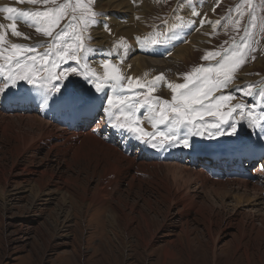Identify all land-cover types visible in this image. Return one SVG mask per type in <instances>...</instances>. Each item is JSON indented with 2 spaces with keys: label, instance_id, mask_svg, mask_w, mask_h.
I'll use <instances>...</instances> for the list:
<instances>
[{
  "label": "rangeland",
  "instance_id": "374dc122",
  "mask_svg": "<svg viewBox=\"0 0 264 264\" xmlns=\"http://www.w3.org/2000/svg\"><path fill=\"white\" fill-rule=\"evenodd\" d=\"M3 1L9 2L7 6L28 12L29 18L34 14V11L36 13L47 11L49 16H56L62 11L63 14L59 16L56 23L67 22L58 31L63 30L67 35H63L61 32L63 43H54V37L58 32L50 28L52 35H46L44 30L49 27L48 23L39 26L31 18L5 19L7 13L2 10L3 6H0V24L3 25V28H0L2 64L6 62L5 52H8L6 55L9 56L15 54L18 56L17 60L21 61L23 56L28 58L31 55H35L39 59L40 54L44 52H48V56L51 53L67 56L73 49L79 47L77 59H79V68L84 75L90 78L95 77L96 82H102L106 72L115 71L121 75L122 79H125L120 81L123 86L127 82H131L133 88L141 89V91L145 88L153 101L159 99L171 104L173 95L178 96L181 90L173 93L170 85L186 83V76L193 73L194 69L212 68L213 71L209 73V79L215 80V69L219 67L217 62L221 60L225 50L231 49L227 53L225 67H230L233 62L237 63V67L233 71V79L226 88L220 86L214 89L207 102L215 103L214 97L231 95L230 100L223 102L221 111L234 108L237 103L244 105L243 115L240 114V110H234L233 114L238 126L231 138L237 137L239 143L245 137L251 143L264 139V133L260 130L257 133L259 128L264 130V112L261 111L260 114V111L255 107L252 99L254 94L252 96L245 94V89L250 86L258 97L257 99H263L261 92L264 91V0H218V2L217 0H201V2L200 0H131L134 3V5L130 3L132 7L127 6L129 0H121L123 9L120 11L114 10L115 8L109 9L107 13L113 17L115 24L126 26L137 11L145 8L142 17L145 20L146 30L143 29V32L147 34L151 43L155 42L154 46L163 44L164 40V43L171 45L175 38L180 37H182L180 42L189 46L185 31L188 32L192 29L184 30L183 26H186L189 21H196L195 29L197 31L194 40L198 44L190 43L193 47L190 46L186 51V58L176 56L178 73L168 79V88L161 84L162 80L157 79L160 76L163 77L164 73L168 75V70L163 72L148 67V70L143 71L142 78L138 76L135 79L129 72V69H133L134 65L128 64L126 68L122 69L125 63L120 64L118 59L116 60L119 62H115L109 58H102L101 66L100 63H94L92 59L84 58V54L89 55L90 51L85 45H82L81 40L85 41V39L83 38L84 33L82 32V34L81 31L85 33L90 31L92 38L103 39L101 35L91 29L95 23H102L100 17L103 15L96 16L95 23H85L88 20L89 12L102 13L97 4L100 0H35L34 3L31 0H0V2ZM27 3H32L33 6ZM61 5H67V7L61 9ZM143 5L145 6L143 7ZM53 9L57 11H52ZM194 12H199L200 15L194 16ZM74 17L75 20H73ZM201 18L211 22V25L204 28L200 25ZM22 21L33 25L34 28L39 27L36 29L27 28L25 25H21ZM70 21L72 23H69ZM5 22L15 23L21 35H13L12 30L8 27L10 24L7 25ZM166 23L171 27H173L172 24L179 26L180 29L176 34L168 36V38L171 37L169 42L165 37H162ZM116 36L119 38L116 41L120 43L124 41L134 49L131 60L135 54L149 59L156 58V53L137 43L136 35L128 38L125 34L116 32ZM6 39L16 45H35V47L31 49L12 47L10 49L11 43H7ZM104 43L102 42V44ZM96 44L102 45L98 41ZM234 44L235 48H233ZM248 46L251 47V51L242 60H238L241 51ZM95 47L96 45H93L91 49ZM140 47L144 49H140ZM50 48L51 51H48ZM213 53H217V55H212ZM48 56L46 57L47 61ZM27 61L26 58H23V64L26 65L25 71L33 67L27 66ZM39 61V63H43L42 60L39 59ZM97 71L99 74H96ZM75 79V74L68 75L66 86L73 84ZM153 81H156L155 85H153ZM150 88L151 92H149ZM151 105L156 104L151 102ZM160 107H163V103ZM168 115L170 118L173 115L170 109ZM250 118L251 120H249ZM215 121L216 117L207 115L203 117V122L209 126ZM197 122H199V118ZM231 122L230 120L223 126L226 134L211 139L205 138V136L201 143L213 140L225 143L231 136L227 134L226 129L228 125L231 126ZM168 123L160 126L158 124L156 129H153L152 124L146 127H151V132L158 130L167 134ZM4 128L7 131H12L9 126ZM184 131L186 132L187 129ZM12 141L0 130V176L6 178L5 182L0 184V190H4L6 194L2 196L3 194L0 193V264H264V237L262 238L256 232V226H261L260 219L264 217L249 218L247 214L240 213L243 211L241 209H239L238 215L235 214L231 205L232 197L224 198L226 211L230 216H239L238 220L243 218V223L230 225L227 223L228 217H224L223 212L218 216L214 213L212 235L216 236L220 232L219 239L214 244L206 233L207 211H203V214L199 213V215L194 209L189 210L183 207L181 202L170 203L164 199V196H158L157 191L152 189L153 186L145 185L147 178H142L141 188L137 184L132 187L129 182L137 183V181L132 180L128 174L122 173L123 180L112 184L108 189L109 197L104 202H98L93 199L92 195L96 194L98 187L101 186V177L104 179L103 188L107 182V177H103L101 171L103 166L101 162L95 161L94 164L92 161L93 164H89L88 168L79 167L81 170L77 171L72 168V165L69 166L70 168L64 166L55 152L56 149H49L51 143L48 141V143L45 142L39 146L35 143L19 155L9 152L8 146L13 144ZM101 141L104 140L101 139ZM200 149L204 150L199 155L201 161L207 153L216 150L209 144L203 145ZM249 151L258 155V158L247 159L243 163L257 160L256 166L259 163L257 167L262 174L258 173V170H252L249 172L252 180L248 181H253L250 182L252 185L257 184L258 190L264 191V156L260 160V149L251 146V144ZM128 157L133 161L132 163L126 162L125 169L134 163V157ZM145 161H151V158H146ZM167 162L177 163L169 161L163 163ZM139 168L148 173L153 171L143 167ZM233 172L236 176L231 179L242 180L241 176L246 173V170L240 171L238 167H235ZM191 174L189 178L195 179V174ZM35 179L40 181L42 179L37 194L33 192ZM201 187H196L191 183L189 195L196 199L197 203L199 202V206L205 203L209 207L213 206L214 210L219 212L220 210L213 201L216 196ZM237 225L244 228L245 235L241 241L238 237ZM166 250L174 254V257L165 259Z\"/></svg>",
  "mask_w": 264,
  "mask_h": 264
},
{
  "label": "bare ground",
  "instance_id": "6f19581e",
  "mask_svg": "<svg viewBox=\"0 0 264 264\" xmlns=\"http://www.w3.org/2000/svg\"><path fill=\"white\" fill-rule=\"evenodd\" d=\"M130 1L131 0H129L127 2V6L132 7L130 5V3L132 5H134V3L132 1L131 2ZM200 2H201V0H200ZM0 4L3 6L2 7V9H3L4 6L9 5V2L3 1V2H0ZM97 4L101 8V12L103 14H106V15H103V17H100V21H102V23H100V24L95 23L93 25V27L91 28L93 31H95L98 35H101L103 38V39H101V41H98V43L102 44V42L104 43V41L113 40L116 37V32L121 33V34H125L128 38L136 35V37L138 38L137 43L143 45L144 48H149L150 50H152L154 53H156L155 54L156 58H160V59H156V58L152 59L151 57H150L151 59H149V58H146L144 56H139V55L135 54L134 58L131 60V62H134V67L129 72L133 74L135 79H137L136 77H138V76L140 78H142L143 71L148 70V67H151V69H154V70L159 69L160 71H163V72L164 71L167 72V70H168L169 74L165 75V73H164L163 80H162L163 83L161 82V84L164 87L168 88L169 87L168 86V79L172 78V76L174 74L178 73L176 70V66L178 65V63L176 61V56L179 58H183V57L186 58V55H187L186 51L190 48V46H192V45H190V43H192L193 45L198 44L194 40L195 32L197 30L196 29L194 31L189 30L188 32L185 31L186 32L185 37L188 39L187 44L189 46H186V44L184 45L180 42V39L182 37L175 38L172 41L171 45L164 43L165 42V40H164L163 44L161 43V44H157L154 46V43H151L150 42L151 40H149L148 36H146L147 34L146 33L144 34V32H143V29L146 30L145 20L142 17V12L145 8L144 9L142 8L140 11H137L135 13L134 17L132 18V20L126 26H119V25L115 24L113 17L110 14H108L107 12L109 11V9H112V8H115L114 10H118V11L123 9V7L121 6V4H122L121 0H100L97 2ZM144 6L145 5H143V7ZM207 7H208V5H207ZM126 9H129V8H126ZM7 17H8V15L6 16V18ZM30 21H28V22H30ZM104 22H107V24L109 25L110 31L105 29ZM176 24H182V23H176ZM208 25H211V22H207V23L203 24L202 26L204 28H206ZM172 26L173 27H171L170 25H167V23H166V25L164 26V29H163L164 36H162V37H165L167 39V42H169L171 40V37L168 38V36H170L172 34H176L177 31L179 32V30H180L179 26H176L173 24H172ZM102 27H104V28H102ZM183 27H185V26H183ZM184 30H185V28H184ZM105 31H107V32H105ZM122 37H124V36H122ZM127 40H129V39H127ZM128 46H130V45H128ZM144 48L140 47V49H144ZM177 48H179V49L177 50ZM133 50H134L133 48L129 50V51H131V54H134ZM110 62H113V61H110ZM160 62H163V63H160ZM120 63L124 64L126 62L120 61ZM124 66H127V64H124ZM138 74H141V75H138ZM123 79H121V80H123ZM45 89L47 90V92L50 96V100L48 102L44 103L43 107L46 108L49 112H56L57 108L61 102L53 95V93L49 89H47V88H45ZM128 89L129 88H127V90ZM23 90L25 91V94H31L32 92L36 91L37 88L34 87L33 89H31L29 91H27V89H25V88ZM143 90L145 91V88ZM30 91H32V92H30ZM124 93L125 92H123L122 94H124ZM145 93L146 94L144 96H142V98L139 100H142L145 96H149L148 91H145ZM125 95L128 96V98L130 100H133V101L138 100L135 97L136 91L135 92L129 91ZM13 97L15 98V96H13ZM257 98L258 97L254 93V95L252 96V99L254 100V105H255V107H257L258 111H260V114H261V111L264 112V97L261 100H259ZM15 99L17 101H19L20 99H22V97H17ZM82 100L86 101V105H82V106L79 105V103ZM74 102H76L77 105H76V107L73 108ZM151 102L154 103L153 99H151L149 101V104H151ZM67 107L69 109L73 108L72 113H71L72 116L75 117V119H72L73 121H76L78 119L79 122H83V126L86 128L84 131H70L69 132L67 128L53 126L52 124L49 123L48 120H42L33 114H21V113L5 114V113L0 112V130L2 132H4L7 137H10L11 140H13L12 141L13 144H10L8 146L9 152L16 153L19 155V154H22L24 151H26L27 148L34 145L35 143L37 146H39L40 144H44L45 142L48 141L49 143H51L50 147L48 146L49 149L50 148H53V150L56 149L55 152L58 155V158L64 163V166L69 167L72 165L73 169H77V171L78 170L80 171L81 168H79V167L88 168L89 164H93V162L95 164V161L101 162L103 164V166L101 167V171H102L103 177L104 176L107 177V179H106L107 182L103 188L102 186L104 185V179L101 177V182H102L101 186L98 187L97 193L92 195L93 199L98 201V202H104L109 197L110 193L108 192V189H110L112 184L123 180V177L121 176L122 173L128 174V176L132 177V180L137 181V183H135L134 181L129 182L130 186H132V187H133V185L137 184L141 188L142 178H147L149 181L147 180L145 185L147 187L153 186L152 189L157 191L158 196H164V199H167L170 203H175L177 201L181 202L183 204V207H186L189 210H191V208H192V209H194V211H196L198 214L200 213L201 215L203 214V211H207L208 218L206 217L207 218L206 222L208 223V227H206V233L212 239V242L214 244L219 239L218 234L220 233V232H218V233L216 232L217 233L216 236L212 235L211 230H212V226H214L213 224L215 221L212 219V216H215L214 213L216 214V216H218L221 212H223L224 217H226V218L228 217L227 223H230V225L232 223L233 224L236 223L238 225L243 223L242 217H241L242 218L241 220H238L239 216H237V215L239 214L238 213L239 209L243 210L241 212L239 211L242 215L247 214L249 218H252L254 216H257L260 218L264 217V192L261 193L262 190L261 191L258 190V188L256 187L257 184L255 186L252 185L251 183L253 181L252 182L250 181L251 182L250 183L246 179L245 180H243V179L242 180L241 179H227V180L212 179V178L208 177L202 171H198V170L193 169L189 166H185V165L178 164V163H168V162L163 163L164 160L166 159V156L162 157L161 159L158 158V159H153L151 161H145L146 160L145 156L142 157V156L137 155V154L131 155V154H129L130 152L128 150H126V147L128 146L129 142H132L134 140L137 141L136 139L133 138V136H131L127 132L116 129V128L112 127L111 125H107L105 123H101L100 125H97L98 122H101L102 117H103V116L99 117V115H97V112H99L98 110L103 111V109L105 107V103H102L99 101H95V103H92V96L91 95H87L83 98H81L79 96H74L73 101H69L67 103ZM141 107H143V109H144L143 110V113H144L143 120H146V121L142 120V122H145L144 124L146 126H148L149 124L153 123L152 117L155 115H158L159 107H157L156 105H151V108L148 107L147 105H141ZM103 115H104V111H103ZM249 120H251V118ZM244 121H245V119H244ZM94 122H96V129L102 128L106 132V136L118 137L119 138L118 145L109 142L107 140V138H104L102 135L93 133V131H88L87 130L88 127L90 125H92ZM243 124H245V123H243ZM263 124H264V118H263ZM6 126L7 127L9 126L10 128H12V131H10L9 129L8 130L10 132L7 131L4 128ZM134 126L140 127L138 124H135ZM160 129H162V128H160ZM33 131H34V133H33ZM257 133H259V130H257ZM101 139H103L104 141L102 142ZM137 142L140 143V145L144 149H147L148 145L141 143L139 141H137ZM260 142H264V139ZM250 144L248 143L247 146L243 145L241 148L238 149V154L236 155V158L238 159V161H239L240 165H242V167L244 165V163H243L244 159L245 160H247V159L253 160V158H258V155H254L252 153V151H249ZM251 146L257 147L258 145L251 144ZM214 148L216 149V146H214ZM212 153H213L212 151L207 153L206 157L202 160V162L208 160L211 157L209 155H211ZM128 156L134 157V163L125 169L124 164L126 162L132 163V161H133V159L128 157ZM199 158H201V156H199ZM251 162L252 161H250V162L246 161V164H250ZM77 165H79V166H77ZM258 165H259V163H258ZM100 166H101V164H100ZM122 167H124V168H122ZM139 167H143V168L148 169L149 171L150 170H153V171H150L151 173H148L144 169L139 168ZM240 169H241V166H240ZM258 171H259V169H258ZM41 173H43V172H41ZM191 173L195 174V177H196L195 179L189 178ZM5 179H6L5 177L0 176V184L5 182ZM129 179H130V177H129ZM41 181H42V179H41ZM41 181L36 180V179L33 181L34 186H35V188L33 189V192L36 194H37V192H39L38 189L40 187ZM127 181H129V180H127ZM191 183L196 185V187L202 186L203 188L207 185H210L204 189L206 192L210 193L211 195L216 196L215 197L216 199L213 198L214 199L213 201L215 202V204L217 205V207L220 211L216 212L214 210L213 206L209 207V206H207L208 204L206 205L205 203L201 204L199 206L198 205L199 202L197 203V201H195L196 199H194L193 197H191L189 195ZM259 188H260V186H259ZM0 193L3 194L2 196L6 195L4 193V190H0ZM165 196H166V198H165ZM227 196L232 197V200H231L232 209L235 212V214H237V215L230 216V214L227 213V211H226L227 207H226V204L224 201V198H226ZM195 208H196V210H195ZM243 208H246V209L244 210ZM260 220H261V222L259 224L261 226H256V229H257L256 232L258 233V235H261L263 238L264 237V218H261ZM243 230H244V228L238 226L237 232H238V237L240 238V241L242 238H244V235H245ZM238 246H239V244H238ZM164 255H165L164 256L165 259L168 257L169 258L174 257V254L169 252V250H166Z\"/></svg>",
  "mask_w": 264,
  "mask_h": 264
},
{
  "label": "snow or ice",
  "instance_id": "6c2138e0",
  "mask_svg": "<svg viewBox=\"0 0 264 264\" xmlns=\"http://www.w3.org/2000/svg\"><path fill=\"white\" fill-rule=\"evenodd\" d=\"M31 2H35V0H31ZM218 2V0H217ZM67 7V5H61L60 8L63 9ZM4 12L9 13L10 15L7 17L9 20H14L17 16L23 18H29L30 14L28 12L22 11L15 7L4 6L2 9ZM215 10V9H213ZM52 11H57L53 9ZM62 11L58 13L56 16H49V13L46 12H37L31 15V20L39 25L43 23H48L49 27L45 28V34L51 36L52 33L50 28L54 26L59 19V16L62 15ZM98 15H106L103 13L89 12L88 20L85 21L88 23H95V17ZM194 16H199V12H194ZM39 17H44L43 20L38 19ZM75 20V17L73 18ZM208 21L205 18L200 19V25L207 23ZM69 23H72L70 21ZM13 35L20 36L21 33L17 31V25L15 23L10 24L8 26ZM105 29L110 31L109 25L107 22H104ZM193 29L196 27L195 21L192 24ZM0 28H3V25H0ZM63 35H67L66 32L61 30ZM61 32L56 33L54 37V43L62 44V36ZM155 43V42H153ZM35 45L29 46H21V45H13V48H33ZM236 45H233L235 48ZM51 51V48L48 50ZM231 51V49L225 50V53L221 56V60L218 61L219 67L215 69L216 78L215 80L209 79V73L213 71L212 68H197L193 70V73H190L186 76V83L176 84L171 86L173 93L179 91V95H173L172 103L169 104L168 101H161L159 99L155 100V104L159 107L158 115L152 117L153 129H156L157 125H165L168 123V131L167 134L160 131L153 132H145L142 127L134 126L138 124V121L132 119V116L137 111L138 107L141 105H147L151 108V104L149 101L152 99L150 96H145L142 100H130L128 96L116 93L121 92V76L115 71L106 72L104 77V82L98 83L96 82L95 77H88L86 75L81 74V71L78 70V67H73L71 65L62 67L61 70L53 71V67L57 66V61L52 60L50 62L51 66H49V61H47L46 57L48 56V52H44L40 54L39 59L43 61V63H38L37 56H31V59L27 61L28 64H31L33 67L29 68L25 71V65H20L15 69L14 72L8 75L7 80L11 83V85H15L18 81H27L29 84H39L47 89H51L53 92H58L60 89V84H56L54 86L53 81H60L61 83L69 74H77L86 79L90 84L94 86V88L99 92L105 89V85H110L112 89V95H107L105 107L103 109L104 116L102 117L101 122H98L97 125L101 123H105L107 125H111L112 127L127 132L137 141L144 143L150 146L152 149L160 151L165 148L166 145H182L183 147H189V140L192 135H198L203 137L205 132H207L208 137L211 139L213 137H219L221 135L226 134L224 125L229 123L231 120V126L227 130V134H234L237 131V123L235 122L234 110H240V114L243 115L244 105L237 103L234 108H230L227 111H221V107L223 102L231 99V95H221L218 98H213L215 103H208V99L212 91L220 86H224L225 88L231 83L233 79V71L237 67V63L233 62L230 67H225L227 63V53ZM251 51V47L248 46L241 51V55L238 57V60H242L247 53ZM79 52V47L77 49H73V51L67 54L66 57H59L60 63L63 64L64 59L67 61H76L77 53ZM20 55V53H17ZM212 55H217V53H213ZM207 59V57H205ZM6 60L11 61L12 57H5ZM19 64V61H16ZM18 77V80H17ZM158 80H163V77L160 76L157 78ZM155 85L156 81L152 82ZM5 87H0V92L4 90ZM138 87H143L138 85ZM239 87V86H236ZM129 91H137V88L131 87V82H129ZM152 89H149L151 92ZM245 94L247 96H252L254 93L251 90V87H247L245 89ZM261 96L264 97V91L261 92ZM46 103V102H45ZM161 103H163V107H160ZM171 111L173 114L171 118L168 115V111ZM211 116L216 117V121L212 123L210 126L203 122V117ZM199 118V122L198 121ZM183 127L187 129L186 132L180 133V128ZM92 131H96L93 129Z\"/></svg>",
  "mask_w": 264,
  "mask_h": 264
}]
</instances>
